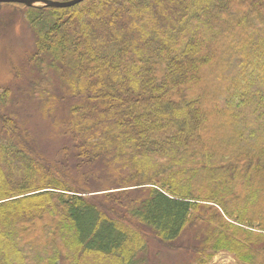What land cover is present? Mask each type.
Instances as JSON below:
<instances>
[{
  "label": "trees",
  "instance_id": "obj_1",
  "mask_svg": "<svg viewBox=\"0 0 264 264\" xmlns=\"http://www.w3.org/2000/svg\"><path fill=\"white\" fill-rule=\"evenodd\" d=\"M24 14L32 92L65 145L46 159L0 114V264H141L146 238L183 250L186 229L202 233L195 264H264V0Z\"/></svg>",
  "mask_w": 264,
  "mask_h": 264
},
{
  "label": "rangeland",
  "instance_id": "obj_2",
  "mask_svg": "<svg viewBox=\"0 0 264 264\" xmlns=\"http://www.w3.org/2000/svg\"><path fill=\"white\" fill-rule=\"evenodd\" d=\"M51 1L65 2L67 0ZM24 7L23 5L0 4V95L4 93L7 98V104L4 105L0 97V114L11 116L17 127L21 129L28 145L35 148L46 159L52 160V157L60 156V151L65 145L62 137L63 130L62 126H56L55 117H49L52 113L44 111L43 107L40 106L41 103L38 102L32 92L33 84L36 85L39 78L38 73L34 71L28 61V56L33 50L34 41L28 20L24 14ZM215 65L211 71L217 74V71L221 70L220 72L223 73V70L220 69L221 66H218L217 63ZM222 77L223 75H221V80ZM210 79L213 80L209 77ZM218 81L221 82L219 77ZM52 84L53 95L58 97L59 95H65L55 77L52 78ZM45 98L43 97L42 101H45ZM55 108L58 111L57 119L63 118L66 109L59 110L57 106ZM222 124L226 128H222V125L219 126L221 129L217 134L220 133L221 136L227 134L229 136L231 133L228 131V122L223 121ZM1 130L2 126L0 124ZM217 139L223 141L220 140L221 137L219 136V138H215V142L205 144L206 148L215 147ZM68 159L70 157H67L66 160L68 161ZM233 224L240 225L236 221ZM200 236H202V233L199 232V229H186L180 239L177 240L179 246H185L183 250L165 248L154 238L148 237L146 238L147 249L141 255V264H195L196 255L188 247L197 245L202 238L199 239ZM33 238L40 239V243L43 240L42 236L39 237V233L34 235ZM27 241L29 243L32 240L28 238ZM177 244L176 246H178ZM98 261L102 262L103 260L99 258ZM60 264L67 263L60 262ZM207 264H236V262L228 252L220 251L214 254Z\"/></svg>",
  "mask_w": 264,
  "mask_h": 264
},
{
  "label": "water",
  "instance_id": "obj_3",
  "mask_svg": "<svg viewBox=\"0 0 264 264\" xmlns=\"http://www.w3.org/2000/svg\"><path fill=\"white\" fill-rule=\"evenodd\" d=\"M84 0H68L65 2L51 0H0V4H17L25 7H47V8H69L73 7Z\"/></svg>",
  "mask_w": 264,
  "mask_h": 264
}]
</instances>
